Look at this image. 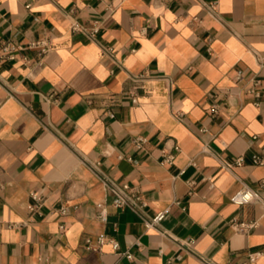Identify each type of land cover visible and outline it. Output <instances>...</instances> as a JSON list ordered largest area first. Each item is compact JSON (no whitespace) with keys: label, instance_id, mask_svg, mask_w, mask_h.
Returning a JSON list of instances; mask_svg holds the SVG:
<instances>
[{"label":"crops","instance_id":"obj_1","mask_svg":"<svg viewBox=\"0 0 264 264\" xmlns=\"http://www.w3.org/2000/svg\"><path fill=\"white\" fill-rule=\"evenodd\" d=\"M204 1L216 15L199 0H0V49L50 47L0 68V264H203L181 248L186 238L218 264H264L262 206L231 201L264 179L253 161L264 158V0ZM75 21L97 22V41L73 32ZM140 73L149 78L135 104ZM100 177L139 186L148 205L111 206ZM162 211L147 229L143 218ZM100 235L133 258L110 243L88 250Z\"/></svg>","mask_w":264,"mask_h":264},{"label":"built area","instance_id":"obj_2","mask_svg":"<svg viewBox=\"0 0 264 264\" xmlns=\"http://www.w3.org/2000/svg\"><path fill=\"white\" fill-rule=\"evenodd\" d=\"M202 6L211 14L216 15V9H217V2L208 3L204 0H199ZM27 8L30 7V5L26 6ZM71 29L75 33L83 34L87 39L92 41H97V37L99 34V25L96 22L92 27L88 28L79 21H75ZM27 48H36L40 49L41 54H46L50 47L45 43L41 41H34L29 44L28 47H22L21 45L7 42L2 45L0 49V68L5 62H13L17 60V57L20 53V51L25 50ZM101 49L104 54L112 55L114 50L110 46L101 45ZM133 82L135 83L133 90L129 92L133 103L139 104V94L138 90H145L146 89V82L148 81L149 76L145 73H140L136 75L130 76ZM242 74L239 72L238 74V80H241ZM254 95L256 97H259V94L255 91ZM220 114V104L215 102L211 105L209 116L210 118H216ZM111 116L114 114L110 113ZM176 117L180 120L183 117V113H176ZM146 143V139L143 136H137L133 139V144L136 148L142 149L144 148ZM176 149L179 150V147L176 146ZM174 156L172 154H164V163L170 164L172 163ZM253 161L255 164H264V158L260 157L258 155H255L253 158ZM243 164V158H239L235 163H226L223 165V168L225 169H231L235 165L241 166ZM97 165H100L99 162H97L96 165H91L93 167H96ZM100 181L105 186L107 191L109 192L111 196V206L120 209V210H131L133 212H139L140 210L144 209L148 203L145 199V196L139 186L130 184V183H123L118 184L112 180H110L107 177H100ZM193 184V182L190 183V185ZM212 186V184H211ZM259 189H254L249 186H244L242 189H240L232 198L231 201L238 205L243 204H249V203H259L263 210H264V196L262 192H264V179L260 182ZM36 199V196H33ZM31 209H34L32 206ZM66 211L63 210V213ZM97 217L103 221L107 222L109 219L108 209L105 202H102L98 205V213ZM166 217V211L159 212L154 217L147 219L143 218L144 224L147 229L151 228H157L159 224L164 220ZM256 222L250 223V224H238L237 230L240 232H248L254 227H256ZM64 229V227H62ZM105 243H110L114 250L118 251L120 255L125 256L128 259L133 258V254L128 252L127 250H121L120 242L113 237H110L109 235H100L97 236L96 239L88 238L86 240V248L88 250H100L101 247ZM181 248L187 250L188 252L194 254L197 256V258L203 263V264H218L215 262L211 257H208L204 254H198L195 253L192 248L194 245V239L192 238H186L181 243ZM262 254L261 251H255L248 255L247 261L249 263L255 262L259 256ZM167 264H174L172 261H169Z\"/></svg>","mask_w":264,"mask_h":264}]
</instances>
